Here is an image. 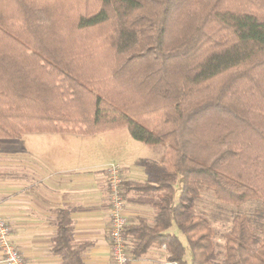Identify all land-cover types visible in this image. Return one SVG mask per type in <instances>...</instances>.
Segmentation results:
<instances>
[{"label":"trees","instance_id":"trees-1","mask_svg":"<svg viewBox=\"0 0 264 264\" xmlns=\"http://www.w3.org/2000/svg\"><path fill=\"white\" fill-rule=\"evenodd\" d=\"M120 128L164 145L147 181L121 184L157 199L124 230L132 259L165 246L171 264H264V224L233 213L218 249L197 209L205 188L264 204V0H0V138ZM57 224L53 252L86 264L69 208Z\"/></svg>","mask_w":264,"mask_h":264},{"label":"crops","instance_id":"crops-1","mask_svg":"<svg viewBox=\"0 0 264 264\" xmlns=\"http://www.w3.org/2000/svg\"><path fill=\"white\" fill-rule=\"evenodd\" d=\"M126 129L96 134L25 132L0 138V213L27 264H62V258L53 252L52 239L58 229V214L66 208L71 210L75 242L89 243L83 255L85 263L112 264L107 169L119 164L123 181L145 182L149 179L146 163L153 162L138 155L148 145L134 141ZM110 136L122 137L119 145L113 146L119 159L93 160L102 148L94 139ZM124 200L129 223L139 217H154L155 197L130 192ZM182 241L186 243V239ZM157 250H163L167 258L165 246H153L143 256L131 258V264L154 263ZM188 255L190 258L189 250L185 257ZM0 264H6L1 248Z\"/></svg>","mask_w":264,"mask_h":264},{"label":"rangeland","instance_id":"rangeland-1","mask_svg":"<svg viewBox=\"0 0 264 264\" xmlns=\"http://www.w3.org/2000/svg\"><path fill=\"white\" fill-rule=\"evenodd\" d=\"M126 131H128L126 129ZM126 133V132H123ZM129 134V132H128ZM124 135V134H123ZM122 135V137H123ZM130 135V134H129ZM121 136L114 137L110 136L109 139L103 138H95L94 141H100L102 143L101 151L98 153H94L92 156L93 160H102L106 161V159H119V155H117V149L113 146L119 145L118 143L121 142ZM133 139V138H132ZM134 140V139H133ZM137 141V140H134ZM139 142V141H138ZM142 143V142H141ZM164 150V145H154L148 146L145 151H141L138 155L143 157L147 160L153 162H159ZM103 163V162H102ZM176 187L180 190L181 189V180L176 183ZM157 200V199H156ZM258 199H251L247 200L246 202L235 205V204H228L218 200L214 194V191L210 188H205L201 192L200 199L198 200V210L202 213H205L210 221L212 222V226L215 228V241L217 243V248L222 249L226 236L229 232L231 227V215L233 213H248L253 215L255 221L259 224H264V217L260 214H257L256 209L262 208L264 210V204L261 200L256 201ZM264 226H260L263 228ZM172 229L178 233L183 240H185L184 235L180 232L177 227H173ZM171 229V230H172ZM160 248V247H157ZM153 259L154 263L157 264H171L167 261L165 252L163 250H157ZM187 260L190 261L189 255L186 257Z\"/></svg>","mask_w":264,"mask_h":264},{"label":"built area","instance_id":"built-area-1","mask_svg":"<svg viewBox=\"0 0 264 264\" xmlns=\"http://www.w3.org/2000/svg\"><path fill=\"white\" fill-rule=\"evenodd\" d=\"M109 181V243L112 264H131L129 247L131 241L124 236L129 223L125 213V200L121 184L123 182L122 167L111 164L108 169ZM0 248L6 264H27L19 247L12 241L11 228L6 218L0 213Z\"/></svg>","mask_w":264,"mask_h":264}]
</instances>
